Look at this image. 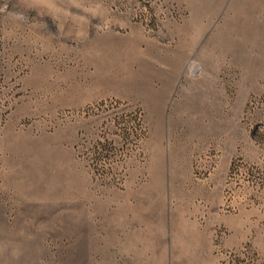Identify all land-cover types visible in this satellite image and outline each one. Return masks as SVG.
<instances>
[{
  "label": "rangeland",
  "instance_id": "rangeland-1",
  "mask_svg": "<svg viewBox=\"0 0 264 264\" xmlns=\"http://www.w3.org/2000/svg\"><path fill=\"white\" fill-rule=\"evenodd\" d=\"M0 264H264V0H0Z\"/></svg>",
  "mask_w": 264,
  "mask_h": 264
}]
</instances>
